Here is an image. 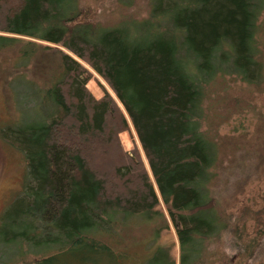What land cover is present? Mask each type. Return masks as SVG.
<instances>
[{
	"label": "trees",
	"instance_id": "trees-1",
	"mask_svg": "<svg viewBox=\"0 0 264 264\" xmlns=\"http://www.w3.org/2000/svg\"><path fill=\"white\" fill-rule=\"evenodd\" d=\"M263 9L264 0H150L144 17L107 24L76 0H0L4 103L32 112L0 129L27 170L0 216V252L18 249L21 264H116L123 253L111 240L120 244L133 218H159V197L179 264H264V187L254 207L218 204L210 194L218 145L200 126L217 75L246 85L261 78ZM88 69L112 96H91ZM128 123L154 187L136 147L119 143ZM218 245L230 254L214 260ZM143 264L173 263L157 248Z\"/></svg>",
	"mask_w": 264,
	"mask_h": 264
},
{
	"label": "rangeland",
	"instance_id": "rangeland-1",
	"mask_svg": "<svg viewBox=\"0 0 264 264\" xmlns=\"http://www.w3.org/2000/svg\"><path fill=\"white\" fill-rule=\"evenodd\" d=\"M76 2L79 6L88 5L98 12L107 14L101 17L102 23L115 24L128 16L144 17L150 0H76ZM256 40L258 60L262 68L261 78L257 77L252 85H246L233 75H217L204 91L201 106V131L206 132L207 138L211 137L218 145L210 194L215 197L218 204L222 207L227 206L230 211L243 204L254 207L264 187V9L258 18ZM88 70L92 77L86 88L91 96L95 99L100 98L103 95L101 89L112 96L99 76ZM22 85L26 88L24 83ZM17 90L23 97L24 89L20 87ZM30 117L32 112L26 105H20L13 110L5 105L0 78V129L21 122L23 124ZM128 126V131L119 134V143L126 152L136 147L153 185L138 141L129 123ZM26 172L22 155L0 139V216L21 194L27 181ZM233 192L235 194L231 198ZM153 210L161 214L159 218L151 220L133 218L126 223L127 225L125 223L121 225L118 231L121 243L116 244L111 240V246L118 250L117 252L123 253L117 257L116 264H133V259H141L137 264H143L144 258L150 256L157 248L166 253L170 262L179 264L180 250L177 237L159 197L158 204ZM115 232L113 229L114 234ZM222 252L230 254L223 246L218 245L212 258L221 259ZM18 254L19 250L15 248L0 252V264H21ZM31 257L26 255L22 259L29 261ZM262 258L264 259V256L259 258L260 262H263Z\"/></svg>",
	"mask_w": 264,
	"mask_h": 264
}]
</instances>
